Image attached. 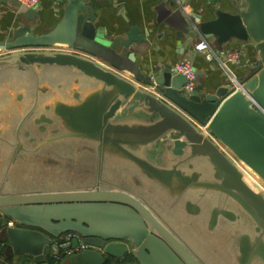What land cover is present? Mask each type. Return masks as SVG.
<instances>
[{
    "label": "water",
    "instance_id": "95a60500",
    "mask_svg": "<svg viewBox=\"0 0 264 264\" xmlns=\"http://www.w3.org/2000/svg\"><path fill=\"white\" fill-rule=\"evenodd\" d=\"M58 1L64 3L63 16L52 30L34 35L18 28L0 42V52H11L0 56V66H14L21 75L18 82L71 69L83 74L89 87L102 86L93 106L83 105L81 113L62 107L59 114L75 120L81 130L78 136L93 137L99 143L104 181L85 190H10L15 184L6 180L8 169L22 162L37 141L32 130H12V142L7 144L11 165L1 166L5 183L0 185V242L5 245V257L23 256L34 264H46L48 258H62L66 264H203L160 220L156 207L147 200L145 206L143 198L127 186L133 178H126L124 185L110 180L103 157L108 149L114 157L136 165V184L141 173L164 186V181L181 183V187L173 185L178 195L170 211L180 206L197 219L210 221L211 228L221 218L235 227L243 223L245 234L226 254L227 264H264V0H244V8L218 11L215 19L206 22L182 18L186 28L180 27L176 36L180 40L185 30L191 62L194 42L201 38L217 44L251 41L257 51L256 65L248 61L247 75L238 79L239 90L232 91L228 84L212 93L203 89L189 94L182 90L185 78L173 67L154 64L142 73L136 66L133 45L147 40L138 26L110 36L96 25L94 1L104 0ZM2 3L29 21L38 16L37 6L29 8L18 0ZM54 47L100 58L117 73L77 54L45 50ZM121 50L127 55L122 56ZM18 95L16 101L22 102L21 91ZM29 107L24 117L38 119L39 138L46 136L43 131L53 133L50 139L66 136L55 134L58 121L46 113L49 106ZM5 129H9L6 124H0V141L9 135ZM245 170L263 189L247 180ZM203 190L209 193L204 202L197 198ZM206 211L211 213L204 215ZM70 231L78 233L89 248L77 251L78 239L59 244L62 234ZM128 254L135 262L126 261Z\"/></svg>",
    "mask_w": 264,
    "mask_h": 264
},
{
    "label": "rangeland",
    "instance_id": "374dc122",
    "mask_svg": "<svg viewBox=\"0 0 264 264\" xmlns=\"http://www.w3.org/2000/svg\"><path fill=\"white\" fill-rule=\"evenodd\" d=\"M2 64L4 63H1L0 66V124H6L9 129H5V133L9 135L7 139L0 141V185L3 186L5 183L1 166L6 165L8 168L11 165L7 154L11 148L7 144L12 142V130H18L19 133H23L24 130H32V133L37 136V141L34 143L35 146L29 149L27 157L22 162L15 164L16 166H13L11 170L8 169L6 180L9 185L15 184L8 187L10 190L16 192L85 190L102 184L104 174L102 175L99 165V143L93 137L87 138L83 135L81 138L78 136L81 134V130L80 127L75 126V120L70 119L69 115L59 114L62 112L59 108L63 109L62 107L81 113L80 109L84 104L75 96L78 89L82 87V82L87 83L86 86H89L90 82L83 74L73 73L71 69L38 76L39 80L48 83L62 82L67 85L70 82L71 87H68V91L73 94L69 96V100L59 97L61 101L55 103H51L52 94L40 95L37 108L42 109L49 106L46 113L50 118H55L58 121L59 131L55 134L66 136L50 139L53 133L43 131L41 134L46 136L39 138L40 133L36 130L38 119L33 116L26 119L27 115L24 117V110L30 108L29 103L25 98L22 102L16 101L19 98V95L16 96L19 93L17 86L21 84L17 80L21 79V75L14 66ZM74 81H77L78 84H75ZM56 126L55 124L49 127L48 124H45L47 128H58ZM38 130H41V127H38ZM113 169L110 180L124 185L127 175L133 178L127 186L135 195L142 196L149 204L156 207V212L161 217L160 220L188 244L203 264H227L229 257L227 258L226 254L233 250L234 242L239 244L241 236L245 234L243 223L235 227L221 218L217 226L211 228L210 221H206L205 218L197 219L196 216L183 211L180 206L175 211H170V203L178 195L176 192L178 188L164 186L159 180L149 179L142 173L138 175L141 183L136 184L137 174L131 168L130 171L127 170L124 163L122 165L114 162ZM245 172L248 176V171L245 170ZM173 185L181 187V183L177 180L173 181ZM208 197L209 193L206 191L203 196L197 198L204 202ZM210 204H213V201ZM210 213V211H206L204 215Z\"/></svg>",
    "mask_w": 264,
    "mask_h": 264
},
{
    "label": "crops",
    "instance_id": "0c3cea01",
    "mask_svg": "<svg viewBox=\"0 0 264 264\" xmlns=\"http://www.w3.org/2000/svg\"><path fill=\"white\" fill-rule=\"evenodd\" d=\"M95 6L92 12L96 19L95 23L102 27L110 36L126 31L130 26L136 25L140 29V33H144L147 40L145 43H136L133 45V51L136 58V66L140 68L142 73L148 71L149 66L154 64L173 67L174 63L181 59H188L189 50L188 42L185 37V30L182 31L181 39L178 40L176 33L180 27L186 28L182 18L186 20H194L199 18L202 22L210 21L216 18L218 11L235 12L244 8V0H190L186 3L178 4L175 0H104L94 1ZM64 3L58 0H38L37 12L38 16L34 21H29L25 17L19 15L7 3L0 4V42L4 41L12 31L23 28L30 31L34 35H41L52 30L63 16ZM211 53L214 59L207 61L202 54L195 53L192 64L196 70L197 82L196 90H206L214 92L222 86L229 84V79L225 72L220 68L219 62L223 61L226 54L230 51H238L240 59L238 63L231 65L232 71L237 79L245 77L249 71L247 65L250 61L253 66L256 65L257 51L249 42L239 40H229L222 44L209 41ZM179 43V44H178ZM196 43V42H194ZM33 50V49H32ZM53 52L72 53L80 55L93 63H96L102 69L111 73H117L115 69L104 60L93 57L90 54L80 51L70 50L67 48L58 49L57 47L45 49ZM11 52H0L1 55ZM16 53V52H12ZM121 55L126 56L127 52L121 50ZM127 79L132 77L128 73L122 74ZM133 81V80H132ZM96 87H89L85 84L78 89V99L81 103L93 106L97 98L101 97L102 86L95 83ZM71 85H62L60 82L48 83L38 78H27L22 80L18 90L21 91L23 98L26 99L30 106H36L37 99L40 95H51V103L60 102V98L69 100L70 94L68 89ZM42 89V91H41ZM60 92L63 95H60ZM37 97V99H36ZM28 111L27 109L24 110ZM105 150L104 160H107L106 166L109 171L107 175L112 177L114 162L121 163L130 171L137 170L129 159L124 157H114L112 151ZM132 172V171H131ZM127 174L126 172H124ZM126 178H130L129 175ZM0 250L3 251L0 264H18L26 257H12L11 261L5 260V245L0 242ZM24 260H27L24 259ZM30 264H34L31 260Z\"/></svg>",
    "mask_w": 264,
    "mask_h": 264
},
{
    "label": "built area",
    "instance_id": "2783aa9c",
    "mask_svg": "<svg viewBox=\"0 0 264 264\" xmlns=\"http://www.w3.org/2000/svg\"><path fill=\"white\" fill-rule=\"evenodd\" d=\"M22 5H25L29 8L35 7L38 5V0H18ZM178 4L186 3L190 0H175ZM62 49V48H58ZM194 52L202 54L207 61H212L214 59L213 54L211 53L210 43L208 40L201 38L194 44ZM240 59V54L238 51H230L226 54V57L223 61L219 62L220 68L225 72L226 76L229 79V85L232 91L239 90L241 84L237 79L235 73L231 69V65L238 63ZM174 70L177 74L182 75L185 78V83L182 86L184 93H193L196 91V82L197 74L196 70L191 61L188 59H181L174 63ZM204 128V127H203ZM263 189V187H260ZM9 224H12L11 222Z\"/></svg>",
    "mask_w": 264,
    "mask_h": 264
},
{
    "label": "flooded vegetation",
    "instance_id": "af4514ba",
    "mask_svg": "<svg viewBox=\"0 0 264 264\" xmlns=\"http://www.w3.org/2000/svg\"><path fill=\"white\" fill-rule=\"evenodd\" d=\"M141 183V182H140ZM139 183V184H140ZM164 184H166V186H168L169 188H172L173 186L172 185H168V183H166V181L163 182ZM102 187V186H101ZM104 188V187H103ZM126 191V190H125ZM140 198H143L142 196H138ZM143 201H144V205L146 206V200L145 198H143ZM74 239H78L79 241V247L77 248V251H81L83 249H87L89 248L87 245L83 244L82 243V239L80 238V235L78 233H75V232H66L64 234H62L61 238H60V241L58 242L59 244H66V243H70L72 242V240ZM113 240H109L108 243L112 242ZM126 261L127 262H135L133 257L128 254L126 256Z\"/></svg>",
    "mask_w": 264,
    "mask_h": 264
},
{
    "label": "trees",
    "instance_id": "16d2710c",
    "mask_svg": "<svg viewBox=\"0 0 264 264\" xmlns=\"http://www.w3.org/2000/svg\"><path fill=\"white\" fill-rule=\"evenodd\" d=\"M2 221L3 220L0 217V227H1ZM2 256H3V251L0 250V257L2 258ZM24 259L26 258H23V260H21L22 262L18 261V264H30V261H28V259L27 260H24ZM5 260L9 262L11 261V258H6ZM46 264H66V262L62 258H48Z\"/></svg>",
    "mask_w": 264,
    "mask_h": 264
},
{
    "label": "bare ground",
    "instance_id": "6f19581e",
    "mask_svg": "<svg viewBox=\"0 0 264 264\" xmlns=\"http://www.w3.org/2000/svg\"><path fill=\"white\" fill-rule=\"evenodd\" d=\"M244 168V167H243ZM248 171V170H247ZM246 178H247V180L250 182H252L253 184H255V185H257L258 187H261V183H260V181L256 178V177H254V175H252L251 173H249V171H248V176H246ZM247 180L246 179H244V181H245V183H247ZM259 184V185H258Z\"/></svg>",
    "mask_w": 264,
    "mask_h": 264
}]
</instances>
